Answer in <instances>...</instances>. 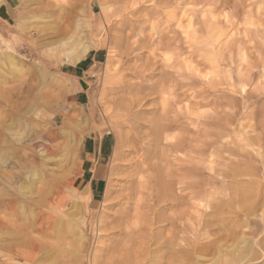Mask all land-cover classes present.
<instances>
[{"label":"rangeland","instance_id":"obj_1","mask_svg":"<svg viewBox=\"0 0 264 264\" xmlns=\"http://www.w3.org/2000/svg\"><path fill=\"white\" fill-rule=\"evenodd\" d=\"M14 1L0 21V114L10 91L34 104L16 123L46 117L59 133L49 168L80 182L72 226L105 222L62 242L52 230L53 253L29 246L0 264L167 263L170 241L206 243V230L229 235V252L264 236L247 224L264 218V0ZM206 219L216 223L204 229Z\"/></svg>","mask_w":264,"mask_h":264},{"label":"bare ground","instance_id":"obj_2","mask_svg":"<svg viewBox=\"0 0 264 264\" xmlns=\"http://www.w3.org/2000/svg\"><path fill=\"white\" fill-rule=\"evenodd\" d=\"M89 47L90 46L88 45L84 47V53H85L84 56L87 55V53L90 51ZM110 76H112L111 73ZM9 94L12 97L10 100L7 101V103L4 104V106L9 108L10 114L5 115V117H3L0 114V165L3 163L4 165L7 166V168H9L7 169V171H3L0 168V185H1L0 186V231L4 229L7 230V233L0 235V257L7 256L8 259H10L11 261H16V259L14 258L15 254L19 255L25 252L30 248L29 246H31L32 249L35 250L36 253L38 254H42V250H45L47 253H50L53 250L52 247L54 246L53 241H51L53 237L62 242V240L65 241V239H67V237H69V235L73 233L80 234V232L78 231L80 230L78 229V226L80 225L84 226L89 224V226L91 227L90 230L93 229L92 231L94 232V229L96 227H98V229L99 227L101 228V225L105 221H101L102 217L99 218L96 214H94L93 217L90 219V221H88L89 223L86 222L84 220L85 218L83 217V219L76 220L77 222L75 221L77 227L72 226L71 219H73L74 217L77 218L76 216H80L78 214L80 213V210L82 208L80 209V207H77L78 210L76 209L77 211L73 212L75 214L73 213L68 214L65 211V209L66 206L69 204V202L79 200L82 198L77 194L80 182L74 176H73L74 178H69L73 174H70L69 173L70 169L66 168V166L64 167V165L61 168H59L61 170L60 173H58L59 171L51 172L49 168V164H51L50 163L51 157L53 156V154L55 155L56 153L54 148H56L57 146H55L54 143L55 141L58 140L57 138L59 137L58 136L59 133L54 134L53 131L50 130L49 128L50 122L48 119H46V117L43 120V122L45 121L47 124L44 126L37 125L34 127V125L33 126L31 125L27 127V125H17L16 120L18 119V116L21 112L25 111L24 117L26 114L29 115L31 113L32 114L34 113L33 111L34 104L29 103L30 105H28V107L23 106V103H19L17 94H15L12 91H10ZM32 96H33L32 94L30 93L28 94L29 98H31ZM2 108H0L1 111ZM28 118L30 119V117ZM43 118L44 116L42 117V119ZM7 119H12L13 124L7 125L6 124ZM27 119L26 121H28ZM18 126L20 127L19 131L24 129V135H20L19 131L16 130L13 134H10L12 136H7L8 134L6 133V131H12L14 127L18 128ZM69 137L71 138V136ZM2 144H6V145L1 146ZM175 144L178 143L176 142ZM65 145H67V143ZM156 145L158 144L156 143L155 147ZM67 147L64 146L63 148L69 150L68 149L69 147L68 148ZM155 150L157 149L155 148ZM155 152L156 151H154V153ZM159 167L161 169L162 166ZM82 168L83 166L81 165L80 170H82ZM162 178H164V175H162ZM165 182L166 181H164L163 183ZM166 190L168 191V189ZM166 190L164 191V187H162V191L167 192ZM206 198H207L206 199L207 202L205 204V209H206L205 212L208 213L209 209L211 210L213 209L209 204L210 198H208L207 195ZM80 206L83 205L81 204ZM248 210L253 211V206L251 207L249 206ZM88 211L90 212V210ZM85 214H87V210ZM206 216L208 217L209 213L206 214ZM87 218H88V214H87ZM215 223L216 222L213 219L210 220L206 219V222L202 224L204 229H207L213 226ZM247 224L264 227V218L262 220H251V221L249 220L247 221ZM217 225L218 226L220 225L221 227V224L217 223ZM81 226L79 228H81ZM105 226H107V224ZM240 227H241L240 225L234 226L235 229L238 228L240 229ZM226 228L227 227H224L222 228V230L227 231ZM122 229L124 230L125 228ZM52 230H56V233L52 232L55 233L53 237L51 234ZM101 230H103V227L101 228ZM34 232L43 235V237L41 239L33 238L32 234ZM56 235H58V237ZM233 235H237V234L232 232L231 237H233ZM44 236H46V238L49 237L51 240L43 241ZM202 236L203 239L207 241L206 243H201L202 241L198 240L199 241L198 243L192 242L190 243V246L188 244V247L186 245L185 247L187 248H184V245H178L170 241V244L167 245L168 246L167 247L168 253H166L167 255L163 253V255L169 256L170 261L164 263L159 257L160 259L156 260L158 261V263L155 262L154 264H203L204 262L205 264H207L206 262H208V264H264L263 235H262L263 237H260L259 239H256L257 236H255L253 241H249V240L246 241L247 240L246 239L244 242H241V244L238 242L239 243V245L237 244L238 249L236 245L235 246L236 250H234L235 249L234 248L233 249L234 251H230V252L228 251V247L226 246V244H223L224 241H228L230 239L229 235L222 236L221 234L215 235L214 233L212 236L209 234V230H206ZM240 245L243 246L239 248ZM140 247L141 246H139L138 248L139 251H140ZM163 249L165 248L162 247V250ZM150 252L151 251L149 250V253ZM141 253L142 254L144 253L143 250H141L140 253H138L137 251L135 256H137L138 254L140 255ZM165 256L163 257L165 258ZM230 256L232 257L230 258ZM46 258L50 259V257L48 256ZM133 258L135 259L133 261V264H141V262L143 261L142 258L141 259L139 258V256ZM137 258L140 260H137ZM154 258H158V257H154Z\"/></svg>","mask_w":264,"mask_h":264},{"label":"crops","instance_id":"obj_3","mask_svg":"<svg viewBox=\"0 0 264 264\" xmlns=\"http://www.w3.org/2000/svg\"><path fill=\"white\" fill-rule=\"evenodd\" d=\"M14 5V0H0V21L7 22L8 18H11V12L16 8ZM100 169L101 165L95 168L96 171H99Z\"/></svg>","mask_w":264,"mask_h":264}]
</instances>
